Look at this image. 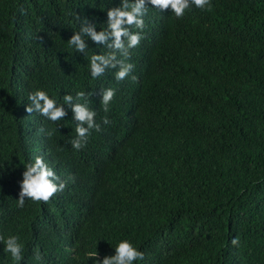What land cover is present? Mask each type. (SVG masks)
<instances>
[{"label": "trees", "instance_id": "16d2710c", "mask_svg": "<svg viewBox=\"0 0 264 264\" xmlns=\"http://www.w3.org/2000/svg\"><path fill=\"white\" fill-rule=\"evenodd\" d=\"M210 3L162 25L153 13L117 81L114 69L91 76L101 44L85 37L79 53L68 40L84 18L106 30L121 0H0V235L18 237L20 264H95L122 240L144 253L133 264H264V0ZM36 90L67 115L28 113ZM78 92L102 130L75 150L63 97ZM37 156L83 178L50 212L28 198L18 206ZM34 213L42 228L29 225ZM4 248L0 264H16Z\"/></svg>", "mask_w": 264, "mask_h": 264}, {"label": "clouds", "instance_id": "9594fccd", "mask_svg": "<svg viewBox=\"0 0 264 264\" xmlns=\"http://www.w3.org/2000/svg\"><path fill=\"white\" fill-rule=\"evenodd\" d=\"M193 5L199 9L211 10L210 0H121L118 7L107 11L108 28L97 31L95 24L87 18L81 22L79 32H75L68 43L74 46L77 52L85 53L88 47L86 41L90 39L96 44H101L99 55H93L90 62V71L93 79L103 76L109 69H114L115 79L123 81L133 71L134 65L129 63L130 57H136L139 44L143 39V29H148L151 22V16L156 13L162 25L166 18L165 14L174 13L176 18H182L187 9ZM138 30V31H137ZM85 37L88 39L86 40ZM136 79V77H132ZM116 90L114 88L104 89L101 93V104L105 112L109 111V105L113 101ZM64 104L71 108L73 119L77 122L75 132L76 138L70 141L73 149L80 150L86 146L88 138L95 130L100 132L101 124L95 120L96 112L88 107V98L84 92H78L74 98L72 95L63 97ZM83 99L85 102L80 103ZM31 105L26 109L28 113L38 112L48 120L56 122L67 115L66 109L62 105H57L54 99L43 90H36L29 95ZM103 124L111 122L104 117ZM67 178V179H63ZM82 186V175L75 179L71 172L58 173L48 166L42 156H37L34 163H29L23 172L21 182V191L19 193L18 206L23 207L25 199H31L35 202H44V212H50V203L61 200V195L68 187ZM87 199L75 200L76 203H84ZM29 225L36 228H42L37 216L32 214L29 219ZM30 226V227H31ZM0 241L5 244L4 251L10 253L11 258L16 264H20L24 257V246L19 242L17 236H9L6 240L0 235ZM232 245H238V238H233ZM36 259H41L39 249L34 250ZM98 253H93L90 258H94L95 264H133L134 261L143 260L144 253L137 250L128 240H122L115 248V255L105 256L102 262L97 258Z\"/></svg>", "mask_w": 264, "mask_h": 264}]
</instances>
